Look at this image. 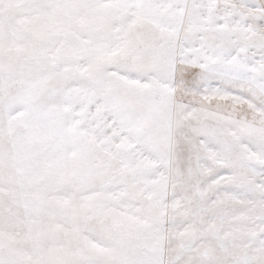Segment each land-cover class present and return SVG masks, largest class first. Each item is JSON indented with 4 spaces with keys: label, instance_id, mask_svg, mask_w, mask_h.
I'll return each mask as SVG.
<instances>
[{
    "label": "snow or ice",
    "instance_id": "1",
    "mask_svg": "<svg viewBox=\"0 0 264 264\" xmlns=\"http://www.w3.org/2000/svg\"><path fill=\"white\" fill-rule=\"evenodd\" d=\"M0 264H264V0H0Z\"/></svg>",
    "mask_w": 264,
    "mask_h": 264
}]
</instances>
